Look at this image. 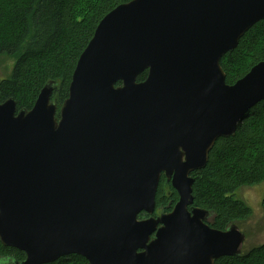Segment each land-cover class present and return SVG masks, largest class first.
Here are the masks:
<instances>
[{
  "label": "water",
  "instance_id": "obj_1",
  "mask_svg": "<svg viewBox=\"0 0 264 264\" xmlns=\"http://www.w3.org/2000/svg\"><path fill=\"white\" fill-rule=\"evenodd\" d=\"M262 19L264 0L122 2L80 53L58 116L54 81L30 109L0 102V242L25 254L14 264L68 254L215 264L243 254L238 224L210 227L212 213L192 205L191 173L264 99V61L232 84L220 65ZM162 174L178 199L154 217Z\"/></svg>",
  "mask_w": 264,
  "mask_h": 264
},
{
  "label": "trees",
  "instance_id": "obj_2",
  "mask_svg": "<svg viewBox=\"0 0 264 264\" xmlns=\"http://www.w3.org/2000/svg\"><path fill=\"white\" fill-rule=\"evenodd\" d=\"M80 1L0 0V57L14 59L9 76L0 80V102L12 97L17 110L30 109L40 89L54 81L52 98L56 99L58 116L77 59L97 23L116 5L129 0H91L78 12ZM259 44H264V19L250 27L237 46L221 57L227 83H234L251 66L264 61V45ZM243 56L247 58L244 68L235 70L233 64ZM146 75L147 71L139 74L137 81ZM191 175L192 205L212 213L213 227L224 230L249 219L252 209L237 197L236 191L242 186L264 184V99L243 115L233 135L215 141L205 166ZM177 199L176 190L162 174L156 206H172ZM261 209L264 212V193ZM24 258L21 250L0 242V264H14ZM46 264L89 263L82 256L68 254ZM215 264H264V242L239 256L220 257Z\"/></svg>",
  "mask_w": 264,
  "mask_h": 264
},
{
  "label": "rangeland",
  "instance_id": "obj_3",
  "mask_svg": "<svg viewBox=\"0 0 264 264\" xmlns=\"http://www.w3.org/2000/svg\"><path fill=\"white\" fill-rule=\"evenodd\" d=\"M90 1L91 0H81L77 5V11H83L85 5L89 4ZM77 19L80 18L77 17ZM262 45L264 44H259L261 47ZM246 60L247 58L243 56L239 62H235L233 64V68L235 70H237V68H244L247 62ZM13 62L14 59L11 57H0V80L9 76ZM263 193L264 184L242 186L236 191L237 197L244 201L252 209V215L249 219L238 225L240 230L246 234L242 246V252L248 251L253 246L264 242V212L261 209Z\"/></svg>",
  "mask_w": 264,
  "mask_h": 264
},
{
  "label": "flooded vegetation",
  "instance_id": "obj_4",
  "mask_svg": "<svg viewBox=\"0 0 264 264\" xmlns=\"http://www.w3.org/2000/svg\"><path fill=\"white\" fill-rule=\"evenodd\" d=\"M174 205V204H173ZM172 205V206H173ZM172 206L171 205H169V206H165V207H163V206H161V205H158V206H156V204H155V210H154V212L151 214L152 216H158V215H160L161 213H163V212H169L170 211V209L172 208ZM141 215H140V217L138 216V218L139 219H142V218H145V217H147V216H149V215H147L145 212H142V213H140ZM214 218V216L212 215L211 217H209L208 219V225L210 226V227H213V225H212V219ZM215 228V227H214ZM245 233V232H244ZM246 235V234H245ZM216 261V260H215Z\"/></svg>",
  "mask_w": 264,
  "mask_h": 264
}]
</instances>
